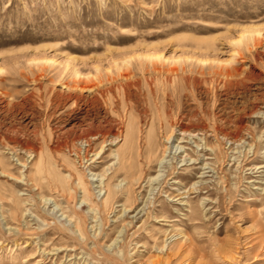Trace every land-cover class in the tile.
<instances>
[{
	"label": "rangeland",
	"instance_id": "obj_1",
	"mask_svg": "<svg viewBox=\"0 0 264 264\" xmlns=\"http://www.w3.org/2000/svg\"><path fill=\"white\" fill-rule=\"evenodd\" d=\"M0 264H264V0H0Z\"/></svg>",
	"mask_w": 264,
	"mask_h": 264
},
{
	"label": "bare ground",
	"instance_id": "obj_2",
	"mask_svg": "<svg viewBox=\"0 0 264 264\" xmlns=\"http://www.w3.org/2000/svg\"><path fill=\"white\" fill-rule=\"evenodd\" d=\"M127 135H129V133H126V137L125 139L127 138ZM167 142L168 140L170 139V135H167ZM135 138V137H134ZM146 143V147H145V156H144V161L146 162L147 165H149L150 163H152V161L156 160L157 164H162L164 162V159H165V155H166V152L168 151V149H170V147L168 146H164V148H160L159 147V144L157 141L153 140L151 137H150V134L148 135V138H147V142ZM144 145H139L137 146V153L139 154V156L141 155V150L143 149ZM179 148H182L183 146L182 145H178ZM158 154V156L156 157V155ZM155 158V159H154ZM155 162V161H154ZM167 162V161H166ZM166 162L164 164H166ZM163 164L164 167H166L165 165ZM171 167H172V163H171ZM135 172H133L131 174L132 177H135V183L138 184V181L142 178L141 176V171L139 170V173H137L136 171L137 170H133ZM4 172V171H3ZM137 173V175H136ZM161 173V172H160ZM160 175H157L156 177H150L149 178V181H153V180H157L159 178ZM110 185H108L109 187ZM118 186V185H117ZM115 186V187H117ZM130 187H127L126 189L128 191L131 190V187H132V184L130 185ZM112 187V186H111ZM154 188V187H153ZM152 188V189H153ZM130 189V190H129ZM125 210V208H124Z\"/></svg>",
	"mask_w": 264,
	"mask_h": 264
}]
</instances>
